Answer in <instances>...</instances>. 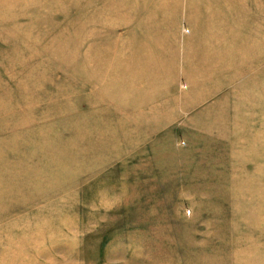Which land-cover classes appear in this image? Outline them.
I'll return each instance as SVG.
<instances>
[{
    "label": "rangeland",
    "instance_id": "374dc122",
    "mask_svg": "<svg viewBox=\"0 0 264 264\" xmlns=\"http://www.w3.org/2000/svg\"><path fill=\"white\" fill-rule=\"evenodd\" d=\"M213 7L264 44V0H0V264H264V63L193 106L171 63Z\"/></svg>",
    "mask_w": 264,
    "mask_h": 264
},
{
    "label": "crops",
    "instance_id": "0c3cea01",
    "mask_svg": "<svg viewBox=\"0 0 264 264\" xmlns=\"http://www.w3.org/2000/svg\"><path fill=\"white\" fill-rule=\"evenodd\" d=\"M245 18V16H241L233 19L231 16L222 15L220 8H204L201 15L193 22L192 35L183 38L181 51H178V47L176 46V58L173 57V60L167 59L169 54L165 51L166 49H159L163 44L160 43V40L151 39L149 43L143 40L141 45L134 48L135 52L133 55H135V59H131L133 60V68L132 64H130V69H133L134 73L136 71L151 73V71L156 69L164 70V67L168 65L167 60H172L171 63L174 70L180 64L181 72L185 75L188 83L187 88L189 87L192 92L195 88L198 91L199 89H205L203 92H195V95L190 97L192 106L193 104H199V96L201 94L210 96H216L218 93L226 94L231 89L233 73H236V77H241L243 72L255 73L263 70V42L248 44L247 30L243 35L244 39L233 37L234 31L238 33L241 30V26H238V24L247 23L244 21ZM256 22L258 23V21ZM258 24L254 27L256 30L259 28ZM175 41L178 42L180 39ZM179 55L181 56L180 60L178 58ZM138 57L141 60H138L137 63ZM145 58H148L149 63L143 62ZM141 66L142 69H140ZM259 75L257 74L254 77V81L257 78H260L259 81H261L263 76ZM253 85L254 83L252 82L251 85L247 83L246 86L253 87ZM230 95L224 101L225 107L228 108V110L225 108L224 112L227 120L224 128L227 130L231 129L232 119H236L237 115H239V113H233V103L231 102ZM251 95L249 92V96ZM160 97L161 95L155 98V107L150 111L151 117L155 120H165L167 118L166 102ZM255 113H245V116L254 118L256 116Z\"/></svg>",
    "mask_w": 264,
    "mask_h": 264
}]
</instances>
